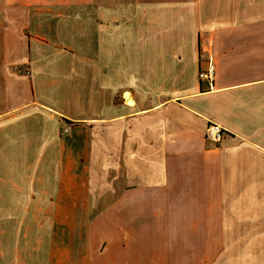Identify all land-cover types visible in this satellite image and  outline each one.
<instances>
[{
	"label": "crops",
	"instance_id": "0c3cea01",
	"mask_svg": "<svg viewBox=\"0 0 264 264\" xmlns=\"http://www.w3.org/2000/svg\"><path fill=\"white\" fill-rule=\"evenodd\" d=\"M0 264H264V0H0Z\"/></svg>",
	"mask_w": 264,
	"mask_h": 264
},
{
	"label": "built area",
	"instance_id": "2783aa9c",
	"mask_svg": "<svg viewBox=\"0 0 264 264\" xmlns=\"http://www.w3.org/2000/svg\"><path fill=\"white\" fill-rule=\"evenodd\" d=\"M208 41L209 38L207 36L202 37L200 40V54L202 55L201 62L205 65V68L199 71L198 77L201 81L207 82L211 88L215 78V65L213 61V53L211 49L207 47ZM68 131L69 128L63 130L64 133H67ZM223 134L222 128L215 124L209 125L206 129L207 138L216 144L222 141Z\"/></svg>",
	"mask_w": 264,
	"mask_h": 264
},
{
	"label": "bare ground",
	"instance_id": "6f19581e",
	"mask_svg": "<svg viewBox=\"0 0 264 264\" xmlns=\"http://www.w3.org/2000/svg\"><path fill=\"white\" fill-rule=\"evenodd\" d=\"M125 99H126L127 104L134 105L132 99L130 98V96L128 94L125 95Z\"/></svg>",
	"mask_w": 264,
	"mask_h": 264
},
{
	"label": "rangeland",
	"instance_id": "374dc122",
	"mask_svg": "<svg viewBox=\"0 0 264 264\" xmlns=\"http://www.w3.org/2000/svg\"><path fill=\"white\" fill-rule=\"evenodd\" d=\"M58 233H59V228L58 229H55ZM74 235H76V232L74 233Z\"/></svg>",
	"mask_w": 264,
	"mask_h": 264
}]
</instances>
